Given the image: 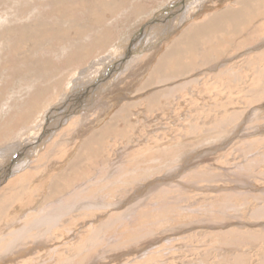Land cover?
<instances>
[{
	"label": "rangeland",
	"instance_id": "obj_1",
	"mask_svg": "<svg viewBox=\"0 0 264 264\" xmlns=\"http://www.w3.org/2000/svg\"><path fill=\"white\" fill-rule=\"evenodd\" d=\"M193 1L0 0V264H263L264 9L145 88Z\"/></svg>",
	"mask_w": 264,
	"mask_h": 264
},
{
	"label": "bare ground",
	"instance_id": "obj_2",
	"mask_svg": "<svg viewBox=\"0 0 264 264\" xmlns=\"http://www.w3.org/2000/svg\"><path fill=\"white\" fill-rule=\"evenodd\" d=\"M201 1V2H200ZM209 0H196L193 1L194 5H204L203 2H206ZM232 1V0H230ZM236 7L235 8H227L225 10L222 11V13L219 14H212L211 19L207 20L205 24H200L198 25H189V27H184L182 29V31L180 30V34L176 36V39H173V45H170L167 49L166 52H164L161 57L159 58V60L157 59V63L155 64V69L152 72V74L150 75V77L148 78L149 80L147 81L145 88H148L150 86L157 85L155 82H157L156 77L159 76V82L161 83L162 81H171L172 79H174V77L176 76V78L179 77V75H183L185 73H190L191 70L186 71L187 69H183L186 68V65L184 63L185 59L191 58L192 60H194V56L200 58L202 60V64L204 63V65L208 64L209 62H211L210 58L211 56L214 54V47L211 46H207L210 43L213 44V40L218 37H220V35H224L226 34L228 31H231L234 35H238L239 33H241L245 27L247 26V24L250 22V20H248L249 17H252V15H257V13L261 10L264 9V0H237L235 2ZM193 6V5H192ZM200 6V7H201ZM198 7V6H197ZM203 7V6H202ZM197 10V9H196ZM202 10V9H201ZM137 11V10H136ZM191 11V10H190ZM139 14V13H138ZM137 14V15H138ZM170 15V14H168ZM166 15V16H168ZM160 21V18H158V20L156 22ZM181 21V20H180ZM179 21V22H180ZM155 22V23H156ZM184 22V21H183ZM205 22V21H204ZM182 23V22H181ZM180 23V24H181ZM203 23V22H202ZM160 23L154 24L153 26L155 27L158 26ZM250 24V23H249ZM153 26L151 27L153 29ZM184 26V25H183ZM182 26V27H183ZM179 27V26H178ZM187 28V29H186ZM179 29V28H178ZM160 30L158 29L157 32H159ZM147 32V31H146ZM170 32V31H169ZM149 33V32H148ZM168 33V32H167ZM229 34V33H227ZM245 34V33H244ZM144 35V34H143ZM156 35H159V33H156ZM167 35V34H166ZM171 35V34H170ZM215 36V38H213ZM146 38V37H144ZM175 38V37H174ZM143 40V39H142ZM166 40V39H165ZM209 40V41H208ZM144 41V40H143ZM155 41H158V39H155ZM164 41V40H163ZM170 42V41H169ZM206 42V43H205ZM151 43V42H150ZM164 44V43H163ZM222 44V39L220 37V39H218V45ZM224 44V43H223ZM147 45V44H146ZM156 45V44H155ZM202 46H205L207 48V50L202 51ZM147 47V46H146ZM136 47L134 48V50H130L125 52V55L123 57H129L128 55L131 53H133L135 51ZM216 49V48H215ZM137 50V49H136ZM156 53H159V49L156 50ZM160 53L161 50H160ZM154 56V55H153ZM155 57V56H154ZM153 57V59H154ZM121 58V57H120ZM152 59V57H151ZM127 60V59H126ZM135 60V59H134ZM125 61V59L123 60V62ZM139 61V60H138ZM153 61V60H152ZM159 61V62H158ZM195 61V60H194ZM154 62V61H153ZM173 62H175L178 65V70L180 72L179 75L173 74V73H167L166 71L168 69H171L170 64H172ZM183 63V64H182ZM203 65V66H204ZM127 66V65H126ZM125 67V66H124ZM183 67V68H182ZM129 68V67H128ZM127 71V69H125ZM124 70V71H125ZM185 71V72H184ZM186 74V75H188ZM154 79V80H153ZM165 79V80H164ZM153 80V81H152ZM174 92V91H172ZM171 92L168 91L165 94H162V96H155L153 97V101H157V97H170ZM127 108V107H125ZM121 110V109H120ZM129 110V109H128ZM234 118V119H233ZM232 120L236 121L237 117H233ZM232 120H230V118H226V122L231 123ZM225 122V123H226ZM97 138L96 137H91V139H89V141H87V145L89 143V145L91 146L93 142H96ZM85 145V147L87 146ZM251 146V145H250ZM87 148V147H86ZM196 170V169H195ZM196 173V172H195ZM61 177V176H60ZM56 179V178H55ZM69 179V178H68ZM58 181V180H57ZM57 181L55 183H57ZM54 184V183H53ZM72 184V183H71ZM56 186L58 185L55 184ZM64 186V185H63ZM61 187V186H60ZM52 189V188H51ZM59 189V188H58ZM58 190H56L57 192ZM53 193V192H52ZM165 193V192H164ZM15 203V202H14ZM7 207V206H6ZM94 207V206H93ZM7 209H5L6 211ZM259 210V209H258ZM1 211V209H0ZM3 212V210H2ZM6 212H4L5 214ZM257 213V212H256ZM2 214V213H1ZM6 215V214H5ZM254 215V214H253ZM1 217H3L2 215H0ZM0 217V218H1ZM264 217V206L263 208L258 211V214L256 215V219L257 218H263ZM53 219V218H52ZM1 220V219H0ZM50 220V219H48ZM51 221V220H50ZM53 222V221H52ZM24 229H18L17 231H15L13 234L16 237H26V233H24L23 231ZM28 230V229H27ZM29 233V232H28ZM55 233V232H54ZM17 240H19L17 238ZM22 241V240H21ZM10 247V243L9 245L6 247L7 250ZM264 264V262H263Z\"/></svg>",
	"mask_w": 264,
	"mask_h": 264
}]
</instances>
